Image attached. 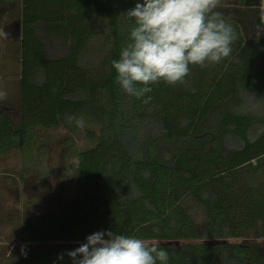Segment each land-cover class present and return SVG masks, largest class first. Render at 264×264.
I'll return each instance as SVG.
<instances>
[{"label":"trees","instance_id":"obj_1","mask_svg":"<svg viewBox=\"0 0 264 264\" xmlns=\"http://www.w3.org/2000/svg\"><path fill=\"white\" fill-rule=\"evenodd\" d=\"M16 1L20 113L0 109V158L31 148L38 129L75 132L69 116L93 146L76 155L77 197L21 222L12 264H72L66 253L98 231L156 243L168 264H264V40L247 44L216 11L237 34L231 54L137 99L112 61L142 0Z\"/></svg>","mask_w":264,"mask_h":264},{"label":"clouds","instance_id":"obj_2","mask_svg":"<svg viewBox=\"0 0 264 264\" xmlns=\"http://www.w3.org/2000/svg\"><path fill=\"white\" fill-rule=\"evenodd\" d=\"M221 0H142L126 14L134 20L130 42L121 49L120 58L112 61L121 90L137 99L153 91L151 85L183 83L191 66L208 67L228 57L237 34L215 11ZM259 23L251 35L264 34V0L254 9ZM0 30V37L8 38ZM7 92L0 89V102ZM148 100L151 96L147 97ZM68 123L85 126L83 118L69 116ZM22 254L26 255L24 248ZM67 256L72 264H168L169 253L156 243L134 235L98 231ZM65 253L58 256L62 260ZM79 257V258H78Z\"/></svg>","mask_w":264,"mask_h":264},{"label":"rangeland","instance_id":"obj_3","mask_svg":"<svg viewBox=\"0 0 264 264\" xmlns=\"http://www.w3.org/2000/svg\"><path fill=\"white\" fill-rule=\"evenodd\" d=\"M17 5L16 0H0V30L6 31L9 24L12 25L9 29L15 32L14 20H9L8 13ZM20 40L14 42L17 54ZM246 40L250 41V38L246 37ZM2 42L0 54H10ZM11 46L12 41L8 42V48ZM47 48L52 56L64 55L51 42ZM8 63L10 73L2 77L0 83V89L7 92V99L0 102V109L16 118L20 113L18 55L10 58ZM86 130V124L75 132L66 128L38 129L31 148L14 150L0 158V264L15 261L20 245L14 240L24 219L45 213L57 215L77 197L76 155L93 146Z\"/></svg>","mask_w":264,"mask_h":264},{"label":"flooded vegetation","instance_id":"obj_4","mask_svg":"<svg viewBox=\"0 0 264 264\" xmlns=\"http://www.w3.org/2000/svg\"><path fill=\"white\" fill-rule=\"evenodd\" d=\"M258 3L259 0H249L250 6L248 7L245 3L244 6H239L238 3L234 1L219 5L223 8L220 14L236 22L241 27L245 40L246 37L250 38V41L246 40L247 44L264 40V34H262L259 39L251 37L255 32V26L259 23L258 11L254 10L257 7L255 5ZM215 11L217 10L215 9Z\"/></svg>","mask_w":264,"mask_h":264},{"label":"crops","instance_id":"obj_5","mask_svg":"<svg viewBox=\"0 0 264 264\" xmlns=\"http://www.w3.org/2000/svg\"><path fill=\"white\" fill-rule=\"evenodd\" d=\"M13 26L15 28V32H12L9 29V27H12V25L9 26V24H7L6 28H5L6 29L5 32H7L9 34L8 38L10 37V40L12 41V46L10 48H8V42H11L8 38L0 40V44H1L2 40H4V42H2L3 45L5 46L4 48L8 49V52L10 53V54H5L4 53L2 55L0 54V83H2L1 82L2 77L4 78V76H8L9 73H10L9 72V63H8L10 58H12L14 56L16 57V55H17V51H16V48H15V43L14 42H16L21 36V24H20V22H18V21L16 22V20H15L14 23H13ZM0 51H2V48H0ZM4 62H6V63H4ZM3 84H4V82H3Z\"/></svg>","mask_w":264,"mask_h":264},{"label":"water","instance_id":"obj_6","mask_svg":"<svg viewBox=\"0 0 264 264\" xmlns=\"http://www.w3.org/2000/svg\"><path fill=\"white\" fill-rule=\"evenodd\" d=\"M259 3H260V0H259ZM245 4H246L247 7L250 6L249 5V0H245ZM258 4H256L255 6H258ZM216 10H217V12L222 13L223 8L222 7H218Z\"/></svg>","mask_w":264,"mask_h":264}]
</instances>
